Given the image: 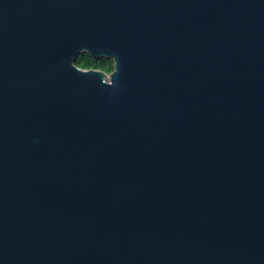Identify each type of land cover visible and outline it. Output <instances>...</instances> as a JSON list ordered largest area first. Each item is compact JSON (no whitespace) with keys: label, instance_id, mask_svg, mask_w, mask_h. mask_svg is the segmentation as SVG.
Listing matches in <instances>:
<instances>
[{"label":"water","instance_id":"obj_1","mask_svg":"<svg viewBox=\"0 0 264 264\" xmlns=\"http://www.w3.org/2000/svg\"><path fill=\"white\" fill-rule=\"evenodd\" d=\"M0 264H264V0H0Z\"/></svg>","mask_w":264,"mask_h":264},{"label":"trees","instance_id":"obj_2","mask_svg":"<svg viewBox=\"0 0 264 264\" xmlns=\"http://www.w3.org/2000/svg\"><path fill=\"white\" fill-rule=\"evenodd\" d=\"M75 65L83 70H100L109 74L113 70V62L110 59H93L86 53H82L75 61Z\"/></svg>","mask_w":264,"mask_h":264}]
</instances>
